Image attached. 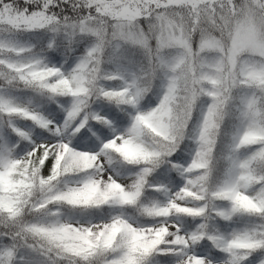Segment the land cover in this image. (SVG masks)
<instances>
[{"label":"snow or ice","instance_id":"snow-or-ice-1","mask_svg":"<svg viewBox=\"0 0 264 264\" xmlns=\"http://www.w3.org/2000/svg\"><path fill=\"white\" fill-rule=\"evenodd\" d=\"M100 7L0 0V177L13 185H0L12 208L0 206V264H264V59L241 58L231 93L222 75L197 99L158 73L149 94L122 99L130 85L111 71L83 79L92 44L69 35ZM234 7L239 19L258 6ZM259 16L264 42V0ZM87 188L96 197L73 203ZM141 235L161 239L143 250Z\"/></svg>","mask_w":264,"mask_h":264},{"label":"rangeland","instance_id":"rangeland-1","mask_svg":"<svg viewBox=\"0 0 264 264\" xmlns=\"http://www.w3.org/2000/svg\"><path fill=\"white\" fill-rule=\"evenodd\" d=\"M239 2L240 0H171L159 8V13H154L148 10V6L123 0L107 7L113 8L115 14L112 17H92L75 29V35H69L74 41L79 37L81 42H90L92 49L89 54L95 49L102 51L106 45L111 47L112 42L122 41L124 48L121 56L125 61L134 60L137 54L142 53L152 61L153 77H158V73H167L168 79L172 78L173 73L180 71L181 81L189 89V94L195 95L197 99L200 94L196 89L209 83L218 88L221 81L217 77L220 75L223 77L224 91L231 93L236 90L234 73L241 58L248 55L254 63L264 59V42L260 39L261 0H251L252 4L258 6L257 11L238 19L237 13L240 10L234 5ZM248 2L249 0H244V3ZM98 5L103 6L105 2L100 0ZM31 23L40 27L45 26L47 20L38 16ZM20 39L26 42L28 38L23 36ZM150 42L155 45L153 53ZM193 77L198 79L196 85L192 83ZM152 89L153 87L150 91ZM204 91L207 92V89ZM114 146L122 152L131 150L126 146ZM83 164L82 161L74 162L76 167H82ZM96 195L91 196V199ZM136 219L140 223L144 222L142 217L136 216ZM6 223L10 222L1 216L0 226ZM119 231L118 228L114 229L113 234ZM160 239L159 236L146 238L141 235L136 238V246L147 250L156 246ZM37 246L42 247L43 244L38 240Z\"/></svg>","mask_w":264,"mask_h":264},{"label":"trees","instance_id":"trees-1","mask_svg":"<svg viewBox=\"0 0 264 264\" xmlns=\"http://www.w3.org/2000/svg\"><path fill=\"white\" fill-rule=\"evenodd\" d=\"M100 0H78L79 3H84L87 6L95 7L98 5ZM105 2V5L101 6L97 12L98 15L94 17H112V14H115V12L112 9H107V7L113 6L114 2L123 1V0H102ZM171 0H132V4H138V5H145L148 6V10L152 11L154 13H159V8H161L163 5H166V3ZM130 4L129 6H132ZM16 18H12V21H15ZM150 45L152 46V52H154V44L150 42ZM124 48V42L122 41H116L111 43V47H103L102 51H98V49L93 50L89 54L88 62L85 64V66L82 69V75L84 80L93 79L95 80L98 75L99 71L102 70H109L113 73L112 81H109V83L115 82L117 86L123 83H127L130 85V87H125L121 89L118 92V95L123 99L129 92L132 91L133 87L139 86L141 90L145 93V95L149 94L151 91V87H154V85L158 82V77H153L151 74V60L147 57L146 54L139 53L136 55L134 60L127 62L125 61V58L121 56V51ZM115 59L117 63H119L122 66V71L117 72L115 65L111 63V60ZM123 69L130 70L131 75L134 77V79H130L125 81V72ZM161 75V73H159ZM173 78H178L179 82L177 84V87H183L185 86L183 84L182 76L180 71H176L173 73L172 78H168L167 80L171 82ZM153 84V85H152ZM62 89L72 90V85L65 83L61 86ZM129 101L133 100L134 97L128 96L127 97ZM143 102V101H142ZM145 128H152V125L148 122H145L144 125ZM154 130V129H153ZM147 143V141H146ZM114 150H118L116 146H114ZM127 156L130 158L136 159V158H150L147 153H140L133 149L128 150V152H124ZM63 162V161H62ZM0 185H6V189H11L13 185L5 181L4 178L0 177ZM247 205V201H243ZM0 206H4L7 211L11 212L12 208L10 205H6L4 201L0 200ZM1 218V216H0Z\"/></svg>","mask_w":264,"mask_h":264},{"label":"clouds","instance_id":"clouds-1","mask_svg":"<svg viewBox=\"0 0 264 264\" xmlns=\"http://www.w3.org/2000/svg\"><path fill=\"white\" fill-rule=\"evenodd\" d=\"M96 194L97 190L95 188H87L84 191L73 193L71 199L73 203L80 202L81 200L87 202L91 199V196ZM103 198L107 199V195L105 194Z\"/></svg>","mask_w":264,"mask_h":264}]
</instances>
